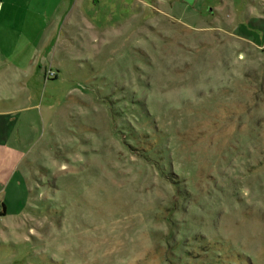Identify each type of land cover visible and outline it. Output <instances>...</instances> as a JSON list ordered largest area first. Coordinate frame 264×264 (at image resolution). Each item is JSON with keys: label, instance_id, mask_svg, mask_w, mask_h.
I'll return each mask as SVG.
<instances>
[{"label": "rangeland", "instance_id": "obj_1", "mask_svg": "<svg viewBox=\"0 0 264 264\" xmlns=\"http://www.w3.org/2000/svg\"><path fill=\"white\" fill-rule=\"evenodd\" d=\"M70 18L21 113L29 199L0 217V264H264V0Z\"/></svg>", "mask_w": 264, "mask_h": 264}, {"label": "crops", "instance_id": "obj_2", "mask_svg": "<svg viewBox=\"0 0 264 264\" xmlns=\"http://www.w3.org/2000/svg\"><path fill=\"white\" fill-rule=\"evenodd\" d=\"M78 2L0 0V203L5 205L0 217L10 212L12 202L16 209L28 202L16 175L28 157L33 121L32 114L21 113L38 105L42 73L56 65L55 60L49 66L46 61L55 51L57 32L72 23L70 14Z\"/></svg>", "mask_w": 264, "mask_h": 264}, {"label": "built area", "instance_id": "obj_3", "mask_svg": "<svg viewBox=\"0 0 264 264\" xmlns=\"http://www.w3.org/2000/svg\"><path fill=\"white\" fill-rule=\"evenodd\" d=\"M56 72V71H55ZM54 71H50V70H47L46 71V79H50V78H53L55 75H56V73H55Z\"/></svg>", "mask_w": 264, "mask_h": 264}, {"label": "trees", "instance_id": "obj_4", "mask_svg": "<svg viewBox=\"0 0 264 264\" xmlns=\"http://www.w3.org/2000/svg\"><path fill=\"white\" fill-rule=\"evenodd\" d=\"M1 209H0V215H4L5 214V205L1 204Z\"/></svg>", "mask_w": 264, "mask_h": 264}, {"label": "water", "instance_id": "obj_5", "mask_svg": "<svg viewBox=\"0 0 264 264\" xmlns=\"http://www.w3.org/2000/svg\"><path fill=\"white\" fill-rule=\"evenodd\" d=\"M185 1L192 4V3H194L195 0H185Z\"/></svg>", "mask_w": 264, "mask_h": 264}]
</instances>
